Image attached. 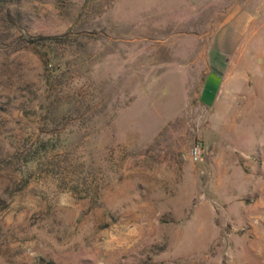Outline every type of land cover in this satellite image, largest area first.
Wrapping results in <instances>:
<instances>
[{"label":"rangeland","instance_id":"1","mask_svg":"<svg viewBox=\"0 0 264 264\" xmlns=\"http://www.w3.org/2000/svg\"><path fill=\"white\" fill-rule=\"evenodd\" d=\"M0 264H264V0H0Z\"/></svg>","mask_w":264,"mask_h":264},{"label":"crops","instance_id":"2","mask_svg":"<svg viewBox=\"0 0 264 264\" xmlns=\"http://www.w3.org/2000/svg\"><path fill=\"white\" fill-rule=\"evenodd\" d=\"M247 27L241 28L239 25L238 28H233L229 31H226V34H223L221 39H219L218 45L219 53L218 56H224V54L231 55L236 47L237 41L242 38L245 34ZM215 66L213 69H209L205 75V79L202 85V90L200 93V100L205 105H212L215 98L219 95L221 90V77L224 73V67L221 65Z\"/></svg>","mask_w":264,"mask_h":264},{"label":"trees","instance_id":"3","mask_svg":"<svg viewBox=\"0 0 264 264\" xmlns=\"http://www.w3.org/2000/svg\"><path fill=\"white\" fill-rule=\"evenodd\" d=\"M4 1V0H2ZM7 17L11 20V15L7 14ZM68 34H64L61 36H31L28 33L24 32L22 37L20 38L19 43L22 44V48L24 49H33L42 54L44 56L45 63L49 62V56L53 58V60L57 59V49L59 47H67L72 46L73 42L68 39ZM50 64V63H49Z\"/></svg>","mask_w":264,"mask_h":264},{"label":"built area","instance_id":"4","mask_svg":"<svg viewBox=\"0 0 264 264\" xmlns=\"http://www.w3.org/2000/svg\"><path fill=\"white\" fill-rule=\"evenodd\" d=\"M202 147L200 143H195L189 152V160L193 163L198 162L201 159Z\"/></svg>","mask_w":264,"mask_h":264}]
</instances>
